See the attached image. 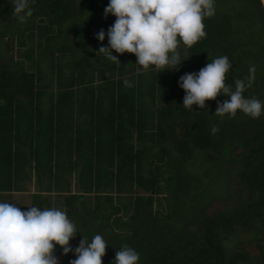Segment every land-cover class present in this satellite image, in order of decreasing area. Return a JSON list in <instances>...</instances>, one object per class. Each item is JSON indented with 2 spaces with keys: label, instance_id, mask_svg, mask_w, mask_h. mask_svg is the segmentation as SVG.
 Returning a JSON list of instances; mask_svg holds the SVG:
<instances>
[{
  "label": "trees",
  "instance_id": "obj_1",
  "mask_svg": "<svg viewBox=\"0 0 264 264\" xmlns=\"http://www.w3.org/2000/svg\"><path fill=\"white\" fill-rule=\"evenodd\" d=\"M74 1L30 0L32 16L21 23L11 0H0V202L14 204L10 195L30 185L21 210L66 212L79 231L73 249L101 235L103 264L124 245L139 264H264V114L216 116L224 95L188 110L179 86L227 55L226 83L234 89L255 65L244 95L264 102V0H215L206 37L181 44L178 70L161 72L144 70L134 54L113 51L117 64L98 52L116 18H105L109 0H80L79 13ZM229 171L245 194L227 207ZM213 201L225 204L207 215ZM233 233V244L222 245ZM70 253L56 246L61 264Z\"/></svg>",
  "mask_w": 264,
  "mask_h": 264
},
{
  "label": "clouds",
  "instance_id": "obj_2",
  "mask_svg": "<svg viewBox=\"0 0 264 264\" xmlns=\"http://www.w3.org/2000/svg\"><path fill=\"white\" fill-rule=\"evenodd\" d=\"M11 5L19 22L32 16L30 0H11ZM104 14L105 18L111 14L116 19L107 31L109 46H101L98 52L117 64L120 61L113 51L134 54L136 64L144 70L150 66L159 72L178 70L179 47L183 44L191 48L206 37L203 21L215 14V0H109ZM96 38L103 42L105 31L101 29ZM231 69L228 56L223 55L212 59L198 73L181 76L183 107L193 110L195 105L204 109L206 101L224 95L230 99L217 101L216 116L234 118L239 110L253 119L259 118L264 114V102L244 95L255 80V65L249 67L248 77L234 81V89L226 83ZM124 84L132 87L127 80ZM218 131L213 126L212 133ZM77 232L76 224L59 209L32 206L21 210L14 204L0 202V264H60L55 255L57 245L63 255L74 252L76 258L69 264H103L108 242L99 234L90 242L83 236L73 249L70 241ZM139 260V253L124 245L116 251L112 264H139Z\"/></svg>",
  "mask_w": 264,
  "mask_h": 264
},
{
  "label": "rangeland",
  "instance_id": "obj_3",
  "mask_svg": "<svg viewBox=\"0 0 264 264\" xmlns=\"http://www.w3.org/2000/svg\"><path fill=\"white\" fill-rule=\"evenodd\" d=\"M79 1L80 0L74 1V4L71 6V9L74 10L75 13H79L80 12ZM82 2H84V1H82ZM115 19L116 18H111L110 20H107L108 29H109V27H111L114 24ZM256 119H258V118H256ZM261 120H262L261 122L264 123V116H262ZM247 122L250 124V121H247ZM222 167H223V169L226 168V166L224 164L222 165ZM237 178L238 177L234 174V172H232V171L228 172V174H227V180H228V183H229L228 187H229L230 194H232V196H233V199L231 200L230 198H228L226 200V202H229V204H225L224 201H213V202H211L208 205V207L205 208V213L207 215H210L212 211H220L221 210V206L224 205V204L227 207H229L230 205L238 204V201L236 200V197H238L240 194L244 195L245 191L242 190L241 187L236 184ZM28 187H29V192H31V190L33 188L30 185ZM29 192L28 193H22V194L13 193V194L10 195L9 200H11V202H14V204H16L19 207L27 206L29 204V202H30V193ZM233 229L234 230L231 231V232H234L235 234L236 233L239 234V232L241 231L238 227H234ZM234 233L230 234V235H227V238L226 237L224 238L225 240H224L222 245H224V246L226 245L227 246L228 241L230 242V245H232L233 242H234V238H235V234ZM241 240H242V243H243V247H245L246 250H247V253L250 256H255L257 252H256V248L254 247L253 243H250L246 237L241 238ZM232 247H234V246H232ZM70 255H71L72 260L76 258L74 253L71 252ZM58 259H59V262H61L62 258L58 257Z\"/></svg>",
  "mask_w": 264,
  "mask_h": 264
}]
</instances>
